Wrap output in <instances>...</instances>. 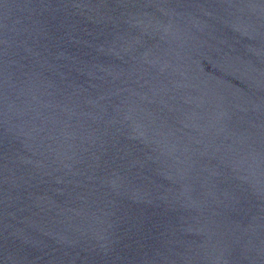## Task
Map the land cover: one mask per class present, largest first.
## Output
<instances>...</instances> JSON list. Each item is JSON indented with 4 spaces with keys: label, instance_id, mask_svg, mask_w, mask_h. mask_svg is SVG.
I'll return each instance as SVG.
<instances>
[{
    "label": "water",
    "instance_id": "1",
    "mask_svg": "<svg viewBox=\"0 0 264 264\" xmlns=\"http://www.w3.org/2000/svg\"><path fill=\"white\" fill-rule=\"evenodd\" d=\"M0 264H264V0H0Z\"/></svg>",
    "mask_w": 264,
    "mask_h": 264
}]
</instances>
